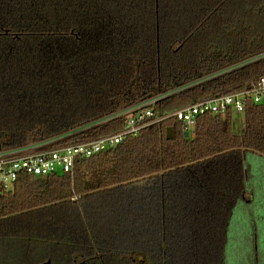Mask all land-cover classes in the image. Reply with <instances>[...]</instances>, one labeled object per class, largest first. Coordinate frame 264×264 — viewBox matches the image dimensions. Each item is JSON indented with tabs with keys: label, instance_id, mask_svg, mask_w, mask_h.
Segmentation results:
<instances>
[{
	"label": "trees",
	"instance_id": "1",
	"mask_svg": "<svg viewBox=\"0 0 264 264\" xmlns=\"http://www.w3.org/2000/svg\"><path fill=\"white\" fill-rule=\"evenodd\" d=\"M263 76L264 0H0V151L96 139L146 99L168 112ZM246 112L241 133L231 109L190 132L172 117L73 173L21 174L0 193V264H227L233 206L256 197L232 165L264 157V104Z\"/></svg>",
	"mask_w": 264,
	"mask_h": 264
},
{
	"label": "built area",
	"instance_id": "2",
	"mask_svg": "<svg viewBox=\"0 0 264 264\" xmlns=\"http://www.w3.org/2000/svg\"><path fill=\"white\" fill-rule=\"evenodd\" d=\"M166 94L146 99L112 113L103 120L120 118L124 121L119 131L92 140L59 146L36 144L29 147L0 151V193L13 191L21 174L47 176L73 173L79 158H89L117 147L128 136H138L150 126L175 117L187 131L197 128V117L207 113L225 114L228 110L246 112L253 104H264V76L248 89L182 106L168 112L154 108Z\"/></svg>",
	"mask_w": 264,
	"mask_h": 264
},
{
	"label": "rangeland",
	"instance_id": "3",
	"mask_svg": "<svg viewBox=\"0 0 264 264\" xmlns=\"http://www.w3.org/2000/svg\"><path fill=\"white\" fill-rule=\"evenodd\" d=\"M232 126L235 133L244 131L248 126L247 112L234 111ZM232 166L238 171L234 173L236 176L243 171L256 197L252 203L237 200L233 206L228 227L227 264H250L253 247L264 252V157L243 154Z\"/></svg>",
	"mask_w": 264,
	"mask_h": 264
},
{
	"label": "water",
	"instance_id": "4",
	"mask_svg": "<svg viewBox=\"0 0 264 264\" xmlns=\"http://www.w3.org/2000/svg\"><path fill=\"white\" fill-rule=\"evenodd\" d=\"M188 135H189V133L187 132V133H186V136H188Z\"/></svg>",
	"mask_w": 264,
	"mask_h": 264
}]
</instances>
